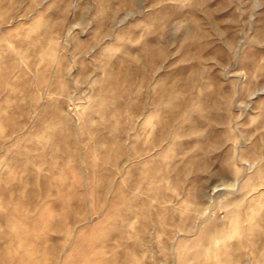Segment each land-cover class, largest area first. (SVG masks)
<instances>
[{"label": "rangeland", "instance_id": "1", "mask_svg": "<svg viewBox=\"0 0 264 264\" xmlns=\"http://www.w3.org/2000/svg\"><path fill=\"white\" fill-rule=\"evenodd\" d=\"M0 264H264V0H0Z\"/></svg>", "mask_w": 264, "mask_h": 264}]
</instances>
